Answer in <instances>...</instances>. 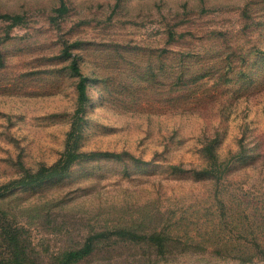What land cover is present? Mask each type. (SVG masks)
Returning <instances> with one entry per match:
<instances>
[{"label": "rangeland", "instance_id": "1", "mask_svg": "<svg viewBox=\"0 0 264 264\" xmlns=\"http://www.w3.org/2000/svg\"><path fill=\"white\" fill-rule=\"evenodd\" d=\"M65 2L0 0V186L57 160L74 121L98 154L0 188V258L5 229L53 250L126 228L168 246L125 240L120 264H264V0Z\"/></svg>", "mask_w": 264, "mask_h": 264}, {"label": "trees", "instance_id": "2", "mask_svg": "<svg viewBox=\"0 0 264 264\" xmlns=\"http://www.w3.org/2000/svg\"><path fill=\"white\" fill-rule=\"evenodd\" d=\"M56 10L62 16L69 11V6L65 0H61V4ZM52 18L53 20L58 19L57 17ZM170 32L173 33L172 31ZM71 45L65 46L66 55L72 54L68 49ZM70 67L78 76L77 89L82 105L88 99V76L82 72L77 58H72ZM74 122L67 132L64 150L57 160L50 164L42 163L38 167L22 165L19 176L4 183L0 188H33L40 186L46 181L64 177L75 161L85 157L96 156L98 152H87L80 149L81 124L76 121ZM211 146L212 143L210 142L207 145L209 151L205 153L208 158L216 156ZM107 153L102 151L100 154ZM3 232L4 237L7 238L3 239V241L11 248V254L9 253L11 256L7 254L6 257L0 258L1 261L7 260L6 264H120L117 262L116 250L121 248L120 246H124L125 240H130V244L133 243L139 246H155L161 249L168 246L165 239H153L154 233L148 234L151 239H144L147 237L146 233L140 234L137 231L126 228H119L115 231L114 234L117 239H101L98 235L102 233H93L88 235L86 239L57 240L54 245L56 249L53 250L50 249L51 245L49 241H46L40 247L37 244H33L32 239H27L29 241L26 242V239H23L18 232H8L6 229ZM102 232L104 233L105 231ZM8 234L9 237H7ZM128 235H130L131 239Z\"/></svg>", "mask_w": 264, "mask_h": 264}]
</instances>
